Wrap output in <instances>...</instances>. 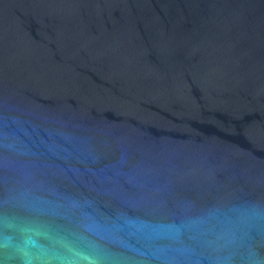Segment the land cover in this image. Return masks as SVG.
Instances as JSON below:
<instances>
[{
    "label": "water",
    "instance_id": "95a60500",
    "mask_svg": "<svg viewBox=\"0 0 264 264\" xmlns=\"http://www.w3.org/2000/svg\"><path fill=\"white\" fill-rule=\"evenodd\" d=\"M0 264H264V0H0Z\"/></svg>",
    "mask_w": 264,
    "mask_h": 264
}]
</instances>
